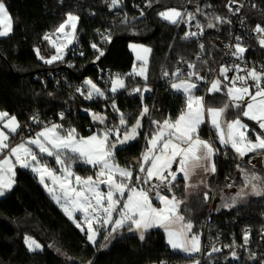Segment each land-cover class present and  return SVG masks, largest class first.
Instances as JSON below:
<instances>
[{
  "label": "trees",
  "instance_id": "trees-1",
  "mask_svg": "<svg viewBox=\"0 0 264 264\" xmlns=\"http://www.w3.org/2000/svg\"><path fill=\"white\" fill-rule=\"evenodd\" d=\"M228 1L153 0L152 7H145L141 16L129 0H124L120 14L114 16L106 11L102 0H82L73 6L61 5L58 0H4L12 17L13 31L0 40V111L15 115L21 125L10 137L12 145L34 136L43 125L51 123L62 124L65 129L75 128L82 136L90 135L105 127L96 124L91 113L107 116L108 127L118 124L119 114L111 107L113 101L126 115L129 126L135 123L144 105L149 107L151 118L160 121L168 117L175 119L185 107V97L173 92L170 84L162 80L161 73L166 71L172 77L176 67L184 61L195 64V71L201 76L210 73L220 58V54L211 47V40L213 36L223 35L217 27L224 29L213 18L228 17ZM188 6H199V12ZM168 7L195 13V18L205 28L201 42L203 49L199 47L198 40L183 39L184 26L178 28L159 18L158 13ZM208 8H211V14L205 13ZM69 12L80 17L76 34L85 54L66 56L63 61L47 64L37 56L36 49H39L40 56L50 57L53 49L43 37L54 34ZM125 15L127 23L123 22ZM255 15L264 16V11ZM209 22L216 27L208 28ZM104 27L110 29V39L99 42L96 31ZM130 42L146 43L151 47L147 81L129 75L133 66V57L128 49ZM91 44H96L104 55L97 59L98 53ZM107 71L108 76L105 75ZM57 73L64 74L67 81L56 83ZM116 76L125 78V88L111 94L108 89ZM86 80H91L104 91L106 98L85 99L77 91V86ZM145 86L151 90L144 97L141 93L132 92L135 87L143 89ZM199 92L203 96V91ZM224 100L223 93L208 94L205 103L206 106L220 107ZM61 113L63 119L60 118ZM34 115L39 123L32 121ZM238 115L235 108L229 109L227 119H235ZM241 118L256 129L248 119ZM142 124L140 136L116 152V161L122 166L131 165L134 170L145 149L144 135L152 127L147 116ZM208 133L205 124L199 130L200 137L206 140ZM230 157L229 162L215 161L219 167L215 180L217 187H225L226 178H231L234 184L241 182L238 167L233 161L235 158L231 153ZM247 160L248 157L244 159V165ZM49 164L57 167L54 161L50 160ZM75 170L84 176L91 171L79 166ZM15 171L13 188L0 199V264H193V258L200 257L199 254L188 257L171 251L163 231L159 229L147 232L143 241L137 234L123 229L106 249L103 248L105 233L102 232L97 243L91 245L85 232L77 228L56 205L32 171L20 167ZM256 171L264 173L260 169ZM175 184V195L186 202L184 180L177 178ZM202 209L196 218L201 233L206 207ZM263 214L264 196L242 206L222 210L214 219L212 228L222 237L223 247L231 245L232 251L240 252L241 264H264V241H260ZM246 228L251 231L250 244L241 247ZM25 236L35 239L41 250L29 251L24 243ZM49 244L60 248L71 261L60 259L48 247ZM250 253L255 254L254 259Z\"/></svg>",
  "mask_w": 264,
  "mask_h": 264
},
{
  "label": "snow or ice",
  "instance_id": "snow-or-ice-1",
  "mask_svg": "<svg viewBox=\"0 0 264 264\" xmlns=\"http://www.w3.org/2000/svg\"><path fill=\"white\" fill-rule=\"evenodd\" d=\"M106 2L112 8H118L122 4V0ZM236 2L237 0H229V11L233 14L243 7L241 4L233 10L231 4ZM152 4L153 0H146V7L151 8ZM140 15H144L143 10ZM158 16L163 21L177 26L189 24L195 19V13L181 11L176 7H168L160 11ZM213 19L219 24L231 23L221 16H215ZM79 20L78 15L67 13L66 18L55 29L54 34L60 35L56 36V39L51 38L54 34H45L43 37L55 49V54L45 59L40 56L39 49H36L37 56L47 64L62 61L65 49L76 39ZM123 22L127 23L126 15ZM241 23L243 24V21ZM215 26L211 22L207 25L208 28ZM196 27L198 32H186L183 39L190 40L202 35L204 29L199 21ZM11 31L12 17L4 0H0V37L9 35ZM254 31L257 33L259 45L264 48V26L257 24ZM109 39L110 36L105 37V40ZM235 41L229 54L237 61H243L248 49L242 46L241 37H235ZM131 47L134 51L139 50L137 60L142 61L138 71L134 67V73L147 79V57L152 50L143 45ZM199 47L203 49L204 45L200 44ZM92 48L98 53L97 59L104 55L96 44H92ZM187 66V73L177 68L171 74L175 78L171 81V89L185 97V107L175 119L168 117L160 121L151 118L149 107L144 105L135 123L129 126L126 115L120 112L113 101L111 107L119 114L118 124L108 127L107 116L91 113L93 121L105 127L87 137L80 135L75 128L65 129L62 124L51 123L43 125L34 136L12 145L10 135L17 133L21 125L15 115L0 111V196L15 183L17 166L30 169L39 177V182L62 207L68 218L85 232L87 240L92 244L97 243L96 237L100 234V229L107 230L109 226L110 230L104 236L105 241L113 239L123 229L138 233L139 239L143 241L145 233L150 229L160 228L166 235L167 244L173 250L193 257L200 253L199 235L192 232V222L180 214L183 201L175 195V182L178 175L182 174L187 190L188 181L195 170L215 173L214 157L219 154L220 148L215 147L213 141L200 137V127L205 123L214 130L219 145L225 149L230 148L237 158L243 159L249 153L264 158V67H241L235 62L230 66H221L217 77L208 81L206 94L223 93L225 100L222 106L213 107L206 106L204 96L195 94L199 89L198 82L207 78L195 71V64L189 63ZM229 72H235L236 75L229 77ZM163 75L168 77L169 73L165 71ZM111 83L112 93L125 88L124 79L119 76L113 78ZM85 84L88 86L86 94L77 89L85 99L106 98L105 92L91 80H86ZM150 90L147 87H135L132 92L142 94ZM232 108H235L239 115L229 120L227 112ZM146 116L149 117L152 127L144 135L146 145L141 157L136 161V170L131 165L122 167L116 161V152L120 146L140 136L142 120ZM241 117L255 122L260 131L250 129ZM60 118H64L63 113ZM32 120L34 123L40 122L36 116H33ZM250 131L255 133L254 139L250 136ZM45 157H52L57 167H51ZM248 162L252 163L251 160ZM77 163L90 166L94 174L86 177L78 175L74 170ZM238 168L243 177V184L236 195L230 198V202L223 205L226 208L234 207L247 195L264 196V176L257 174L255 165L253 170L239 165ZM164 189H167L171 196L164 194ZM208 198L205 193V201ZM153 200L158 201L159 206H155ZM77 213L81 214L79 221L75 219ZM249 239L250 233L246 231L241 247H246ZM24 243L29 251L41 248L30 236L24 237ZM220 251L221 248L213 245L208 256L211 257L213 253ZM231 256L239 259L236 251H232ZM250 256L255 258L254 253H250ZM193 264H200V260L193 258Z\"/></svg>",
  "mask_w": 264,
  "mask_h": 264
},
{
  "label": "built area",
  "instance_id": "built-area-1",
  "mask_svg": "<svg viewBox=\"0 0 264 264\" xmlns=\"http://www.w3.org/2000/svg\"><path fill=\"white\" fill-rule=\"evenodd\" d=\"M82 0H58V2L61 5L65 6H73L76 5L77 3H81ZM124 0H122L123 3ZM133 6V8L136 11L141 12V10H144L146 7V0H129ZM103 5L106 9V11L109 14H112L114 16H118L121 12V7L118 8H112L109 6V4L106 2V0H102ZM241 4H243V7L240 8V11L236 14H233L232 11H229V1L226 4V10H227V15L228 17H224L227 20H230L231 23H225V24H220L224 28L221 30V27H217L220 33H222V36H213L211 40V47L217 51L220 54V58L216 65L213 67V69L210 71V73L205 76L207 79L203 81H199V88L200 90L203 91V96L206 99L207 95L206 94V89L209 86L208 81L211 79H214L218 75V70L221 66H230L234 62L239 63L241 67H248L252 68L255 67L257 69H260L261 67H264V48H262L257 40V33L254 31V28L257 24H260L261 26H264V16L263 15H255V13L258 12H263L264 11V0H237L236 3L231 4V8L235 10L238 8ZM255 5V7H253ZM186 10V9H185ZM184 11V10H183ZM205 13H210L211 14V8H208L205 10ZM197 19L195 18L192 20L189 24H180L178 25V28L181 26L185 27L186 32H198L199 29L196 27ZM243 21V24L241 23ZM214 24V23H213ZM78 26V25H77ZM203 27V34L199 35L197 37H193L190 40H198V45L202 44V38L205 35V28ZM216 27V26H215ZM213 27V28H215ZM185 32V33H186ZM96 34L99 38V42H105V37L110 36V29L109 28H101L97 29ZM241 37V42L242 46L246 47L248 50L244 54V60L243 61H237L235 57H232L229 52H230V47L235 44V37ZM92 46V44H91ZM66 56H83L85 54V48L80 45L79 43V37L76 34V39L73 41L72 44L68 46L67 49H65ZM83 53V55H81ZM69 64H71L70 60H68ZM189 63L187 62H182L179 64L177 68H179L183 73H187L189 71L188 65ZM65 66V64L63 65ZM174 71V72H175ZM165 71L161 73L162 80L166 84H171V81L173 80L171 76L165 77L163 75ZM108 71L105 72V75L108 76ZM243 74V73H241ZM233 75H236L235 72H229L228 76L231 77ZM184 78V77H181ZM60 80L67 81V77L64 74L57 73L55 76V82L58 83ZM227 83V81H225ZM88 86L85 84V82H81L78 84L77 89H80L81 91L87 92ZM35 116V115H34ZM33 121V120H32ZM208 128V137L206 140H211L213 141L215 147L220 148L219 154L215 156L216 162L218 163L220 159L224 161H231L230 157V152L223 148L222 146L219 145L218 140H216V135L215 133L211 132V129ZM29 134L30 131H27ZM227 153V154H225ZM234 163L238 166H242L244 164L243 159H237L233 160ZM217 169L219 167L217 166ZM173 170H175V165L173 166ZM218 173V172H217ZM218 177V176H217ZM226 187L231 188L234 186V181L231 178H226L224 181ZM228 185H231L229 187ZM164 194H171L168 193L167 189H164ZM220 211L214 209V201L211 200L209 203V206L207 208V214L205 216L204 221L202 222V233H201V252L198 253L200 255L199 260L200 264L205 262V264H241V255L240 252H237V255L239 259H234L231 256V252L233 250V247L229 245L230 247H223V242H222V237L218 235V233L213 230L212 225L214 223V219L217 216V214ZM262 228H261V236L260 241H264V214L262 218ZM248 231L249 233L251 232L249 228H246L244 232ZM250 242H248V245ZM216 246L218 248H221L220 252L213 253L211 257L208 256V253L211 252L212 246ZM247 245V246H248Z\"/></svg>",
  "mask_w": 264,
  "mask_h": 264
},
{
  "label": "rangeland",
  "instance_id": "rangeland-1",
  "mask_svg": "<svg viewBox=\"0 0 264 264\" xmlns=\"http://www.w3.org/2000/svg\"><path fill=\"white\" fill-rule=\"evenodd\" d=\"M178 10H180V9H178ZM160 18V17H159ZM161 19V18H160ZM162 20V19H161ZM163 21V20H162ZM164 22H166V21H164ZM166 23H168V22H166ZM12 31H13V21H12ZM12 31L9 33V35H11V33H12ZM9 35H7V36H4V37H0V40L1 39H4V38H7ZM58 35H60V34H58V33H56L55 35H53L51 38L52 39H56V36H58ZM50 45V44H49ZM131 45H143V46H145V47H148V48H150L151 49V47L148 45V44H146V43H138V42H130L129 43V45H128V49H129V52H130V54L132 55V57H133V66H132V70H131V74L132 75H134V76H136L138 79H140V80H143V81H147V79H148V72H149V65H150V58H151V53L148 55V57H147V59H148V63H147V73H146V75H147V79H145L143 76H140V75H137V74H135L134 73V67H135V69L138 71L139 69H140V67H141V65H142V61H140V60H137V51H139L138 49L136 50V51H134L133 50V48L131 47ZM50 48H52L53 49V53L50 55V57H48V58H45V59H49V58H51V56L52 55H54L55 54V49L50 45ZM65 57H66V53H64V57H63V60L65 59ZM62 60V61H63ZM44 61V60H43ZM58 62H60V61H54L52 64H55V63H58ZM51 65V64H50ZM117 77V76H116ZM120 78H122V79H124V82H125V78L124 77H122V76H119ZM115 78V77H114ZM175 79V78H174ZM177 82H179V81H177ZM111 87H112V83H111V86L109 87V92L111 93V94H116V93H119L120 91H122L123 89H118V91L117 92H115V93H112L111 91H110V89H111ZM145 87H147V86H145ZM144 87V88H145ZM148 88V87H147ZM172 91H174L173 89H172ZM147 92H149V91H147ZM147 92H142V97H144L145 95H146V93ZM174 92H176V91H174ZM178 93H180V92H178ZM182 94V93H181ZM106 96V95H105ZM245 119H247V118H245ZM244 121V120H243ZM96 123V122H95ZM245 123V122H244ZM96 124H98V123H96ZM247 124V123H246ZM99 125H101V124H99ZM250 127V126H249ZM255 127V126H254ZM250 129H252L251 127H250ZM5 131L7 132V129H5ZM256 131V130H255ZM257 132V131H256ZM16 134V133H15ZM14 134V135H15ZM250 136L252 137V135H254V137H255V133L254 132H251L250 131ZM13 135V134H12ZM91 135V134H90ZM11 136V135H10ZM85 137H87V136H89V135H84ZM254 137H252L253 139H254ZM135 141V140H134ZM134 141H131V142H129L128 144H126V145H123V146H120L119 148H123V147H126L127 145H129L130 143H132V142H134ZM34 147V146H33ZM118 148V149H119ZM247 157V156H246ZM248 157H250L249 158V160H251L252 161V163L251 164H249V162H247V164H248V166H250L251 168H253V165H255V168H264V158H262L261 156H256L255 154H253V153H249L248 154ZM45 159L47 160V162L49 163L50 162V160L51 161H54V159L52 158V157H45ZM243 159H245V157L243 158ZM55 162V161H54ZM50 165V164H49ZM76 166H79V167H84V168H86V169H91V171H89V173H88V175H82V174H80V173H78L76 170H75V167ZM122 166V165H121ZM18 167V166H17ZM123 167V166H122ZM243 168H246V169H248V167L247 166H245V167H243ZM28 170H30V169H28ZM74 170H75V172L78 174V175H80V176H82V177H86V176H89V175H93L94 174V170L90 167V166H87V165H84V164H80V163H77V164H75L74 165ZM31 171V170H30ZM195 173V172H194ZM193 173V174H194ZM192 174V175H193ZM257 174H259V175H261V176H264V173H262V174H260V173H257ZM35 176H37L36 174H34ZM192 175H191V178H190V180L188 181V184H189V189H190V192L189 191H187L186 190V196H187V198H189V199H187V201L185 202L184 200H182L183 202L181 203V205H180V214H182V215H184L185 216V218H186V220H190L191 222H192V224H193V229H192V232L193 233H195V234H198L199 235V237H200V243L202 244V241H201V232H200V230H199V226L197 225V217H198V215H200L202 212H203V207H202V204H205L207 207H206V214H207V208H208V206H209V203H210V201L211 200H213L214 201V209L215 210H220V209H222V210H230V209H233V208H236V207H239V206H242V205H244V204H246L249 200H251V199H257V198H260V197H258V196H254V195H247L246 197H243L241 200H239L238 201V203L234 206V207H231V208H226V207H224L223 205L226 203V202H230V198L231 197H233V196H235L236 195V193L239 191V189H240V187L242 186V184H237V185H235V187L234 188H232V189H228V188H225V187H222V186H216L215 185V183L214 184H210V181L207 179H205L206 181H204V180H202V181H200L199 183H195V182H192L191 180H192ZM240 175H241V173H240ZM178 177H182L183 178V176H182V174H180V175H178ZM37 178H38V181H39V177L37 176ZM241 178L243 179V177H242V175H241ZM40 183V182H39ZM50 183V182H49ZM41 184V183H40ZM42 185V184H41ZM43 186V188L45 189V187H44V185H42ZM200 187V188H199ZM198 189L201 191V189H203V190H205V192H204V194L205 193H207L208 194V199H207V201H205V199H204V194H202L203 195V198H201V195H199L200 193L199 192H197L198 191ZM45 191H46V193L52 198V196L49 194V192L45 189ZM197 192V193H196ZM167 195V194H166ZM169 196H171V195H169ZM52 200L55 202V200L52 198ZM56 203V202H55ZM153 204L155 205V206H159V202L158 201H155V200H153ZM56 205L58 206V207H60L61 209H62V207L59 205V204H57L56 203ZM63 210V209H62ZM64 212V211H63ZM65 213V212H64ZM66 215V214H65ZM115 215V214H114ZM67 216V215H66ZM68 217V216H67ZM75 219L77 220V221H79V220H81V214H79V213H77L76 214V216H75ZM71 220V219H70ZM72 222H73V220H71ZM74 223V222H73ZM75 224V223H74ZM76 225V224H75ZM154 229H159V230H161V231H163V229H160V228H154ZM108 230H110V226H109V229H104V228H101L100 229V234L102 233V232H104L105 233V235H107V231ZM150 230H153V229H150ZM149 230V231H150ZM122 231V230H121ZM120 231V232H121ZM148 231V232H149ZM132 233H135V234H137L138 236H139V234L138 233H136V232H132ZM163 233H164V231H163ZM100 234L96 237V240L98 241V239H99V236H100ZM145 235H146V233H145ZM164 237H165V242H166V245H167V247L168 248H170V250L171 251H173V252H179V253H182V254H184V255H186V256H188V257H193V256H189V255H187V254H185V253H183V252H180V251H176V250H173L168 244H167V239H166V235H165V233H164ZM112 240L113 239H111V240H109V241H105V239H104V245H107L106 247L103 245V248L104 249H106L107 247H109V245H110V243L112 242ZM89 242V241H88ZM90 243V242H89ZM91 245H95V244H92V243H90ZM27 247V246H26ZM48 247L60 258V259H62V260H64V261H67V262H69V261H71V259L69 258V257H67V255L60 249V248H58L57 246H55V245H53V244H49L48 245ZM28 249V248H27ZM41 250V248L40 249H37V250H35V251H40ZM31 252H34V251H31ZM198 253H196L195 254V256L197 255Z\"/></svg>",
  "mask_w": 264,
  "mask_h": 264
},
{
  "label": "crops",
  "instance_id": "crops-1",
  "mask_svg": "<svg viewBox=\"0 0 264 264\" xmlns=\"http://www.w3.org/2000/svg\"><path fill=\"white\" fill-rule=\"evenodd\" d=\"M171 85V84H170ZM199 90H200V88L196 91V95H198V96H201L200 95V92H199ZM174 92V91H173ZM175 93H178V92H175ZM181 94V93H180ZM250 122H252V121H250ZM255 126H256V131L257 132H259L260 131V129L258 128V125L257 124H255V122H252ZM206 125H207V127H209L210 129H212L211 127H210V125L208 124V123H205ZM205 124H203V125H205ZM203 125H201V127L203 126ZM200 127V128H201ZM215 133V132H214ZM14 135V134H13ZM12 134H11V136H13ZM10 136V137H11ZM252 137H254V135H252ZM233 156H234V158H235V160H237V159H240V158H237L236 157V155H235V153L231 150V149H227ZM248 157V156H247ZM247 157H245V158H247ZM249 158L250 157H248V160L246 161V163H245V165L243 164L242 166H240V167H245V166H247L248 167V169L249 170H253V168H251L250 166H248V164H247V162L249 161ZM244 160V159H243ZM214 161H216V159H215V157H214ZM215 166H216V171H215V173H205L202 169H197V170H195V173L192 175V182H195V183H199L200 181H202V180H204V181H206L207 179L210 181V184L212 185V184H214L215 183V185H216V182H215V180H217V176H218V169H217V164H216V162H215ZM238 167V166H237ZM257 169H260L261 171H264V168H255L254 170L256 171ZM238 170H239V168H238ZM257 172V171H256ZM240 170H239V175H240ZM257 173H259V172H257ZM177 178H182V177H177ZM240 178H241V175H240ZM183 179V178H182ZM206 179V180H205ZM184 180V179H183ZM239 184H243V179L241 178V182L239 183ZM235 185H237V184H234V186L233 187H231V188H228V187H226L225 186V188H228V189H232V188H234L235 187ZM13 186H14V184H13ZM13 186H12V188H13ZM184 186H185V181H184ZM11 188V189H12ZM200 188V187H199ZM11 189L10 190H8V191H6L5 192V194L3 195V196H0V199H2L7 193H9L10 191H11ZM187 191H189L190 192V189L189 188H187ZM197 192H199L200 194L199 195H201V198H203V195L202 194H204V192H205V190H203V189H201V191L198 189V191ZM196 192V193H197ZM167 195H171V194H167ZM262 197V196H261ZM189 199V198H188ZM252 200V199H251ZM250 201V200H249ZM202 207L203 208H205V207H207L205 204H202ZM218 211H222V209H220V210H218ZM129 233H132V232H129Z\"/></svg>",
  "mask_w": 264,
  "mask_h": 264
},
{
  "label": "water",
  "instance_id": "water-1",
  "mask_svg": "<svg viewBox=\"0 0 264 264\" xmlns=\"http://www.w3.org/2000/svg\"><path fill=\"white\" fill-rule=\"evenodd\" d=\"M203 2H205L206 0H202ZM188 8H190V9H197V8H199V6H188Z\"/></svg>",
  "mask_w": 264,
  "mask_h": 264
}]
</instances>
